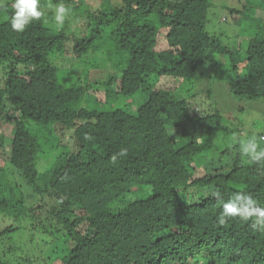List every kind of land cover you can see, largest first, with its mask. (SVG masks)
<instances>
[{"label":"trees","instance_id":"trees-1","mask_svg":"<svg viewBox=\"0 0 264 264\" xmlns=\"http://www.w3.org/2000/svg\"><path fill=\"white\" fill-rule=\"evenodd\" d=\"M238 1L243 7L228 11L247 32L240 29L236 39L245 38L236 47L215 36L216 28L209 31L212 0L109 6L101 0L96 10L89 0L81 1L85 6L41 0L44 16L23 32L11 28L14 0L0 4V63H8L0 86V147L10 144L8 161L0 156V212L32 219L31 231L55 236L50 264H264V223L239 216L219 222L224 203L238 192L264 206V160L252 161L239 142L202 158L223 119L217 108L199 107L217 102L212 87H201L205 96L196 104L177 93L206 77L225 82L235 97L264 104V7L251 6L258 9L252 16L251 3ZM58 4L86 14L85 36L72 35L74 52L106 53L103 63L96 56L111 70L104 78L60 79L50 55L70 37L56 30L62 27L54 23ZM248 18L256 29L242 25ZM122 99L126 107L118 104ZM56 123L74 129L75 150L53 138ZM255 143L264 149V136ZM42 157L49 163L40 171ZM8 165L40 196L39 204H27ZM217 191L219 199L212 195ZM17 229L0 230V246ZM26 250L11 248L0 264H29Z\"/></svg>","mask_w":264,"mask_h":264},{"label":"rangeland","instance_id":"rangeland-1","mask_svg":"<svg viewBox=\"0 0 264 264\" xmlns=\"http://www.w3.org/2000/svg\"><path fill=\"white\" fill-rule=\"evenodd\" d=\"M8 0H0V4L6 3ZM82 0H77L78 4L81 3ZM245 1V0H243ZM251 4L249 5V14L254 16V12L257 10L250 9L251 6L260 5L264 7V0L261 1V4L257 0H248ZM101 0H89L87 6L92 5V8L98 9L100 6ZM106 5H118L119 0H105ZM233 6L243 7V4L238 0H212V8L210 10L211 24L209 26V31L213 33L212 28H216L214 31V35L220 38L224 43L236 47L238 42H242L245 37H240L236 39L238 33H240V29L244 32H247L245 28L237 25L230 16L229 8ZM68 7V15L64 23L58 26L57 31H63L70 37L67 40L62 50H56L54 53L50 55L51 61L55 64L56 67L59 68V77L63 81H69L74 83H81V81H85L86 79L90 81H94L96 79H101L106 76L107 71L110 72L109 66L105 65L104 68L100 66V62L96 59V56L99 57L100 61H102V57L106 60V53H102L100 51L98 53L92 52L91 50L88 53L83 54L82 56H77L74 52L73 48V36H85L87 31L85 27V23L87 22L85 19L84 12L80 14H74L75 12H71ZM101 8V7H99ZM263 11V9L259 10ZM260 17V16H259ZM85 19V20H84ZM243 26L250 28L249 25L255 24L254 28L256 29L257 22L254 18H248ZM84 24H82L83 22ZM54 23H56L54 21ZM254 31L256 32V30ZM250 31V29H249ZM253 31V33H254ZM251 31V34H253ZM97 51V50H95ZM98 52V51H97ZM221 62H226L228 60L227 55H218ZM103 63V61L101 62ZM99 66H96V65ZM8 63L6 61L0 63V86H3L6 70ZM206 65L200 68V74L204 73ZM105 74V75H104ZM199 74V75H200ZM206 76L210 77L215 75L213 72H206ZM198 75V76H199ZM205 78V79H204ZM216 80L214 77H211ZM199 80V79H198ZM196 83H195V82ZM188 83L183 85L177 93L181 97L189 98L192 104H196L199 102V97H204L199 92H202L206 87H212V91L214 93L213 97L216 98L217 102H203L200 108H204V110L217 108L223 116L222 124L219 128L215 129L208 136V142H210V146L206 147L203 152L202 158H209L208 156L217 153L218 151L229 147L237 142L241 143L242 148L249 141H257L261 140L264 136V104L261 100L250 101L247 99H240L231 95L230 92L227 91L228 86L225 82L221 80H217L216 82H210L206 77L200 79L199 81H187ZM192 82V84L190 83ZM202 87V88H201ZM192 98H190V97ZM198 97V98H197ZM92 98V97H91ZM90 98V99H91ZM93 99V98H92ZM127 99H122L121 104L123 107H126ZM139 100L136 102L138 103ZM135 101L133 105L130 107L131 111H135L137 104ZM87 105H89L87 103ZM212 107V108H211ZM30 125L34 126V128H38V126L34 122H30ZM53 132L51 135L57 137L60 141L67 144L71 150L76 149V145L73 140L74 129L69 127H61V124H53L52 126ZM41 132H44V128H40ZM47 136L50 138V133L46 131ZM8 137V141H9ZM54 140V139H53ZM4 147H0V156L3 157L6 161L9 158L10 144L5 143ZM66 146V148L68 147ZM43 159L38 160V168L40 171L45 169L49 163V159L42 157ZM47 162V163H46ZM7 175L10 179V182L17 186L22 193L26 197V202L29 206H33L39 204L40 196L34 192L30 185L24 180L23 176L20 172H18L14 167L7 166ZM34 220L30 219H21L16 220V217L13 215H4L3 212H0V230L4 229L6 226L12 224L13 227H18L16 231L8 234V239L1 243L0 246V254H8L11 248L23 245L27 250L24 251L25 254H28L32 261L28 262L29 264H50L49 263V253L51 251V242L55 236L47 235L45 233L37 232L36 228H32L31 224ZM36 223H40L36 220ZM45 225L49 227V230H54L55 228L50 227L49 221L46 220ZM5 251V253H4ZM22 251H18V254L21 255ZM16 256V255H15ZM15 264V263H14Z\"/></svg>","mask_w":264,"mask_h":264},{"label":"clouds","instance_id":"clouds-1","mask_svg":"<svg viewBox=\"0 0 264 264\" xmlns=\"http://www.w3.org/2000/svg\"><path fill=\"white\" fill-rule=\"evenodd\" d=\"M48 7L53 8L51 4ZM13 9L11 28L16 32H23L34 20H40L44 16L41 0H14ZM53 11L55 22L63 24L69 10L63 4H58ZM243 151L251 157L252 161L264 160V149L257 151L255 141H249L244 145ZM119 155H127V150L121 149ZM112 161L116 162V156L112 157ZM212 195L217 199L220 198L218 191L213 192ZM237 216L244 219L254 218L256 222L264 223V206L259 205L250 195L238 192L224 203L219 222L223 224L226 219Z\"/></svg>","mask_w":264,"mask_h":264}]
</instances>
